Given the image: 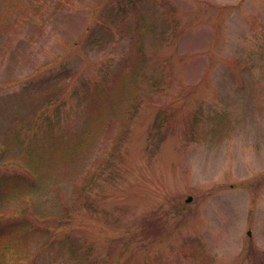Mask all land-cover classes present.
I'll return each instance as SVG.
<instances>
[{"label":"rangeland","instance_id":"374dc122","mask_svg":"<svg viewBox=\"0 0 264 264\" xmlns=\"http://www.w3.org/2000/svg\"><path fill=\"white\" fill-rule=\"evenodd\" d=\"M89 102L110 118L86 139ZM14 126L88 145L0 195L32 225L3 264H264V0H0L3 174L26 173Z\"/></svg>","mask_w":264,"mask_h":264},{"label":"trees","instance_id":"16d2710c","mask_svg":"<svg viewBox=\"0 0 264 264\" xmlns=\"http://www.w3.org/2000/svg\"><path fill=\"white\" fill-rule=\"evenodd\" d=\"M143 60L144 58L141 57V63L143 62ZM125 81L126 78L124 76H121L120 82L125 84ZM116 84L118 83L116 82ZM42 96H44L45 103H47L49 106H53L54 104L58 103L57 95L55 93H52V91L48 88L45 90V92L42 91ZM99 98L103 101L102 104H108V98L106 95L99 96ZM92 103L93 102H89L88 112L89 117L91 118V125L88 126V129L85 132L86 139L92 138L96 133L102 132L104 129H107V126L109 128V125L105 122L107 118H110L108 108L101 109L102 111H98L99 109L97 107H99V105L95 108L94 103ZM131 114H133V110L130 109V115ZM4 132L5 141H3L2 146V150L4 152L9 151L8 149L10 145H27V147L25 148V152H23V155L20 150L19 158H17L15 161L10 162L13 164H17L19 167L23 166L22 168L23 170H26V173H0V187L2 189L0 190V195L2 198H5L4 200L8 201L14 193L22 194L23 191L24 194L31 193L30 191L35 189V182H37V178H39L42 169H44L45 172L49 173L52 171V163L59 165L67 164V160H74L77 155L85 151L83 148L88 145V141L85 138L80 144H78L72 142L71 140L58 141L55 137H51L46 147H42L40 149H31L30 147L29 151L31 140L24 141V139L22 138L21 129L19 127L14 126L13 129H6L4 130ZM18 159L21 160V164H18ZM107 162L109 163L110 161ZM47 163L49 165L45 169V165ZM96 174L86 177L82 184L76 187L75 199L78 196L79 202L83 201L84 196L87 199L89 198L88 189L96 182ZM27 198H30V196L24 199L26 200ZM70 204L73 205L72 200H70ZM28 214L29 213L27 212V210L23 209L20 211V217H18L16 220L11 214L6 217H2V215L0 214V264H3V258L6 253L10 252L11 250L19 251L20 242L27 241L30 237L32 232V225L29 219L30 214ZM34 215L40 220L47 221V218H49L48 216H46V214L42 213H36ZM68 216L69 215H67V217ZM9 220H12L10 224H8ZM5 221H7L6 225L3 223ZM59 221H62V219Z\"/></svg>","mask_w":264,"mask_h":264},{"label":"water","instance_id":"95a60500","mask_svg":"<svg viewBox=\"0 0 264 264\" xmlns=\"http://www.w3.org/2000/svg\"><path fill=\"white\" fill-rule=\"evenodd\" d=\"M188 201H190V199Z\"/></svg>","mask_w":264,"mask_h":264}]
</instances>
